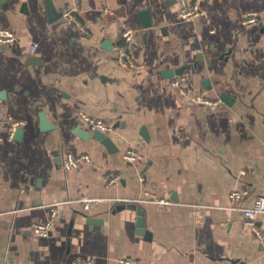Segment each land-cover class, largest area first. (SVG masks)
I'll use <instances>...</instances> for the list:
<instances>
[{
    "label": "crops",
    "instance_id": "1",
    "mask_svg": "<svg viewBox=\"0 0 264 264\" xmlns=\"http://www.w3.org/2000/svg\"><path fill=\"white\" fill-rule=\"evenodd\" d=\"M187 1L202 11L188 21L179 0H78V26L47 14L48 2L63 13L72 0H0V26L15 36L0 44V113L23 121L12 141L0 129V264H264V244L241 227L242 209L264 194V25L240 23L263 16L264 0ZM122 25L135 29V70L116 59ZM177 77L221 105L185 106ZM79 111L114 123L111 151ZM128 147L143 159L125 162ZM68 153L90 160L63 170ZM110 172L121 178L105 187ZM233 189L248 191L237 205ZM145 192L172 205L136 203L139 235L126 204ZM82 197L102 202L83 213ZM49 207L53 226L39 238L31 226ZM254 225L264 242V215Z\"/></svg>",
    "mask_w": 264,
    "mask_h": 264
},
{
    "label": "built area",
    "instance_id": "2",
    "mask_svg": "<svg viewBox=\"0 0 264 264\" xmlns=\"http://www.w3.org/2000/svg\"><path fill=\"white\" fill-rule=\"evenodd\" d=\"M178 13L177 16L180 20H192L197 16L201 15L202 11L198 3H190L187 0H179L178 2ZM78 9V0H72L71 7L62 13V18L67 21L74 22L79 26L78 22L75 20L73 16V12ZM105 13L109 12L108 10H103ZM240 23L242 26L250 27L255 25H264V15L259 16L257 13L253 11H248L242 14ZM134 34L135 29L122 25L119 30V36L123 41V45L116 46L114 48L116 59L118 64L123 69L135 70L139 67L135 65L132 61L130 55V48L134 45ZM15 40V36L11 30L5 27L0 26V44L9 43ZM36 49L34 44L29 45V50L33 52ZM171 86L174 87L180 97L184 100L185 106L190 105H205L211 110H215L221 105V101L210 100L206 97L196 93L193 91L192 87L189 85L186 79L184 78H174L170 82ZM79 118L82 122L88 127L91 131H100L105 134L112 133L115 129V125L112 121L103 120L100 118H94L86 114L85 112H78ZM23 124L21 120H14L10 117H6V115L0 113V129L4 134V138L7 141H12L14 139L16 130ZM0 140L2 138L0 137ZM122 159L128 163H137L143 159V155L140 152H137L132 147H128L124 150L122 154ZM90 160L89 156L86 154L73 155V154H65L61 158V168L63 170H71L76 169L82 162H88ZM121 176L118 173L110 172L105 181V187H110L116 182L120 180ZM140 180H142L140 178ZM248 194L246 189H233L228 194V200L231 205H237L242 199ZM143 199H150L157 207L159 208H167L172 205L171 199L164 196H158L155 193L145 192L143 194L142 199L137 198L133 200L131 203H139ZM102 202V199L97 197H82L79 200V208L83 213L89 212L94 206L98 205ZM119 201H116V204ZM48 218L44 222H35L31 226V231L38 236L39 238H46L49 236L52 226L53 219L56 216V208L49 207L48 208ZM259 215H264V194L258 195L254 198L251 206L242 209V222L241 227L244 230L250 229V231L254 234L255 238L259 241V243H263V234L255 227L254 223ZM125 264H133L129 260L120 261ZM13 264V263H6ZM75 264H90V261H76Z\"/></svg>",
    "mask_w": 264,
    "mask_h": 264
},
{
    "label": "water",
    "instance_id": "3",
    "mask_svg": "<svg viewBox=\"0 0 264 264\" xmlns=\"http://www.w3.org/2000/svg\"><path fill=\"white\" fill-rule=\"evenodd\" d=\"M47 8H48V11H47V14L49 16V18H57V17H61L62 16V13L61 12H58L54 9V7L52 6V4L50 2L47 3ZM139 18H140V21H141V24L143 27H148L150 26V19H149V12L146 11V10H143L141 12H139ZM182 69H175V70H166L165 71V78H170L171 76L173 75H179V73L181 72ZM221 100L224 101L225 99L223 98V96L221 97ZM43 123V125L41 126V128H46L47 125L45 123V120L44 118H42L41 116V124ZM79 130V128H78ZM21 132V128L18 127L17 130H16V133H15V137ZM79 133L81 131H78ZM140 135L144 138H147V133H146V130H145V127H141L140 129ZM91 136L100 141L108 150L110 149H113L114 148V144L112 142V140L110 139V137L105 134V133H102L100 131H93ZM111 151V150H110ZM123 206V205H121ZM126 207L128 209H133L136 211L137 213V218H136V226H137V234L141 235L142 234V226H143V211L142 209L139 207V206H136L134 203H128L126 204ZM92 219H89V221H91Z\"/></svg>",
    "mask_w": 264,
    "mask_h": 264
}]
</instances>
